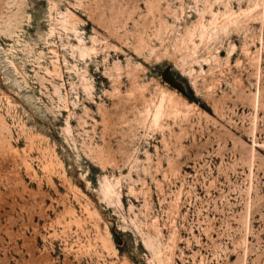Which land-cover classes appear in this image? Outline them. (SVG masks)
<instances>
[{
  "label": "rangeland",
  "instance_id": "rangeland-1",
  "mask_svg": "<svg viewBox=\"0 0 264 264\" xmlns=\"http://www.w3.org/2000/svg\"><path fill=\"white\" fill-rule=\"evenodd\" d=\"M0 264H264V0H0Z\"/></svg>",
  "mask_w": 264,
  "mask_h": 264
},
{
  "label": "water",
  "instance_id": "water-1",
  "mask_svg": "<svg viewBox=\"0 0 264 264\" xmlns=\"http://www.w3.org/2000/svg\"><path fill=\"white\" fill-rule=\"evenodd\" d=\"M164 79H165L169 84L173 85L175 88H177V89L179 88L178 85L175 84L174 81L170 79L169 74H168V71L165 72V74H164ZM179 89H180V88H179Z\"/></svg>",
  "mask_w": 264,
  "mask_h": 264
}]
</instances>
